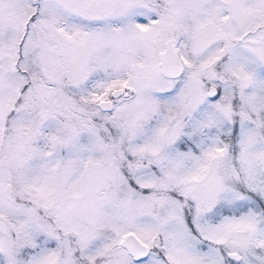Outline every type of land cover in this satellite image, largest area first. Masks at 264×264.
I'll list each match as a JSON object with an SVG mask.
<instances>
[{
  "label": "snow or ice",
  "instance_id": "snow-or-ice-1",
  "mask_svg": "<svg viewBox=\"0 0 264 264\" xmlns=\"http://www.w3.org/2000/svg\"><path fill=\"white\" fill-rule=\"evenodd\" d=\"M0 264H264V0H0Z\"/></svg>",
  "mask_w": 264,
  "mask_h": 264
}]
</instances>
